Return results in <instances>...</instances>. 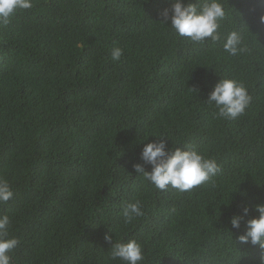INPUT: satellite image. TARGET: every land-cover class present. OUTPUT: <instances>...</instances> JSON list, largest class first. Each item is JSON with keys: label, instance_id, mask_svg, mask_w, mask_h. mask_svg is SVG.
Segmentation results:
<instances>
[{"label": "trees", "instance_id": "16d2710c", "mask_svg": "<svg viewBox=\"0 0 264 264\" xmlns=\"http://www.w3.org/2000/svg\"><path fill=\"white\" fill-rule=\"evenodd\" d=\"M172 2L33 0L0 25V178L14 193L0 215L20 241L12 264H124L109 258L106 234L140 243L143 264H260L264 250L240 243L245 226L230 219L264 203V0H220L221 39L204 43L160 23ZM233 30L248 49L237 56L223 50ZM221 77L252 97L236 120L206 102ZM160 134L222 172L190 192L156 189L133 165ZM136 200L144 215L125 223Z\"/></svg>", "mask_w": 264, "mask_h": 264}, {"label": "clouds", "instance_id": "9594fccd", "mask_svg": "<svg viewBox=\"0 0 264 264\" xmlns=\"http://www.w3.org/2000/svg\"><path fill=\"white\" fill-rule=\"evenodd\" d=\"M34 6L33 0H0V25H8L18 10H28ZM161 24L169 25L176 35L188 38L193 43H204L208 40L217 42L221 39V21L226 12L220 0H173L171 8H165L160 13ZM260 23L264 24V15ZM223 50L230 56H237L248 51L241 32L233 30L224 39ZM123 49L116 47L112 50L113 61H120ZM193 93L200 89L196 86L189 88ZM252 97L243 83L231 79L220 78L208 94L206 102L218 111L215 115L220 119L236 120L245 114L251 104ZM149 137V136H148ZM146 137L144 140H147ZM156 141L144 144L140 153L143 163L133 165L137 175L143 176L156 189L166 191L169 187L183 193L205 185L222 172L216 159L205 158L195 147L186 146V150L169 147L170 139L160 134ZM142 142V141H141ZM171 142V141H170ZM172 144V142H171ZM179 145V144H177ZM144 164L151 165V171H146ZM14 193L9 182L0 178V203H7ZM224 204V203H221ZM253 209L257 216L248 218L250 208L242 207L240 214H234L230 219L232 228L239 229L243 223L245 232L238 236L240 243L259 245L264 250V203L255 204ZM138 200L126 203L122 208L125 223L143 216ZM10 217L0 215V264H12L10 253L19 245L15 237H9ZM111 242L109 258L121 260L124 264H143V248L136 240L128 242H113V237L105 235ZM264 264V255L260 258Z\"/></svg>", "mask_w": 264, "mask_h": 264}]
</instances>
